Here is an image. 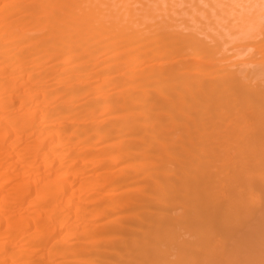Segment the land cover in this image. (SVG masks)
<instances>
[{
    "label": "bare ground",
    "instance_id": "bare-ground-1",
    "mask_svg": "<svg viewBox=\"0 0 264 264\" xmlns=\"http://www.w3.org/2000/svg\"><path fill=\"white\" fill-rule=\"evenodd\" d=\"M0 264H264V0H0Z\"/></svg>",
    "mask_w": 264,
    "mask_h": 264
}]
</instances>
